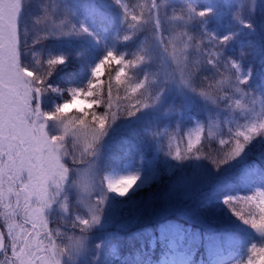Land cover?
<instances>
[{"label":"snow or ice","instance_id":"6c2138e0","mask_svg":"<svg viewBox=\"0 0 264 264\" xmlns=\"http://www.w3.org/2000/svg\"><path fill=\"white\" fill-rule=\"evenodd\" d=\"M244 2L239 0L234 14L241 22ZM255 2L248 0L250 10ZM112 6L121 14L122 40L142 32L151 34L152 43L143 44L131 58L107 50L92 68L87 86L68 90L70 98L46 111L42 97L56 91L48 77L66 58L42 62L35 46L50 36L94 33L83 21H74L72 8L60 10L57 3L45 0H0V264H105L107 246L89 239L106 199L101 194L93 200L98 186L95 158L117 120L146 111L168 118L186 115L199 108L198 99L230 113H252L218 139L219 147L202 143L213 136L215 122L206 137L197 123L183 149L169 144L166 154L175 160L206 156L216 167L236 159L248 143L264 135V101L248 90L252 69L245 71L240 62L221 56L230 36L218 39L207 31L195 36L189 30L188 25L207 17L211 8L197 10L190 4L177 8L172 0L134 5L125 0L106 5L100 0L92 5L105 18ZM58 15L64 16L60 23L55 22ZM28 54L34 63L26 61ZM157 63L167 66L162 74L150 71ZM141 68L142 79L136 75ZM245 99L247 103H242ZM145 132L160 146L167 128L162 132L153 125ZM139 179V173L105 175L100 184L123 197ZM71 189L85 211H75L68 197ZM224 204L264 236V191L225 197ZM53 205L62 215H51ZM165 256L163 264H181L175 250ZM238 264H264V243L252 244L246 260Z\"/></svg>","mask_w":264,"mask_h":264},{"label":"trees","instance_id":"16d2710c","mask_svg":"<svg viewBox=\"0 0 264 264\" xmlns=\"http://www.w3.org/2000/svg\"><path fill=\"white\" fill-rule=\"evenodd\" d=\"M103 1L111 4V0ZM177 1L172 0L173 7H181L180 4L182 2H192L197 10H201V5L198 0ZM125 2L132 5L139 3L137 0H125ZM229 2V9L223 13L219 22H215L212 16L209 15L201 21L198 19L197 25H192L191 32L195 36H199L205 31L211 32L218 39L225 35L230 36L228 42L232 41L235 48V57L241 63L242 68L245 71L251 68L252 73L257 70L264 73V29L262 30L261 37H252L253 35L251 34V29L257 28V22L264 23V1L260 2L259 9L256 12L257 21H255L249 10H247V1L245 0L241 15L242 22L234 17V14L238 11L239 0H229ZM213 6L218 8L216 4ZM112 9V16H116L113 21V33L108 39L102 37L101 34H95L93 38L98 42L97 47L92 46L90 42L83 41L76 46H72L71 51H69L63 45L59 46L51 43L54 42L53 39H45V53H43L42 62L61 55L66 58L65 63L57 65L48 77V85H50L51 89H56L54 92L51 90L48 92L51 98L64 101L70 98L68 90L86 87L91 79L92 68L105 55L107 50L112 49L117 54H125L127 58H131L134 53L140 50L143 44L152 42L149 33L144 34L142 32L132 36L128 41L122 40L120 37L123 35L125 29L120 23L121 14L115 6H112ZM197 58V56L193 55V59ZM159 68V65H154L150 71L159 72ZM143 70V68L136 70L137 78H143ZM196 103H198V100ZM200 107L201 105L198 109H194L186 115L172 118L146 111L145 113H138L136 117H125L117 120V126L123 122L127 123L131 121V123L128 125L124 135L121 136L122 139L112 140V146L107 151V156L104 157V165L109 167L127 166L136 169L140 167L146 169L148 182L141 190L135 191L134 194L167 189L176 170L181 169L180 166H182L183 162L186 163L185 159L175 160L166 154L169 148L167 142L168 137L172 136L174 138L173 142L175 140L176 145H183V149L186 143L183 142L185 144H181L179 137L175 139L173 133L174 128L179 127V133L183 136L189 128L191 117H194V121L205 123L206 111L209 110L212 113L214 109L210 105H207L206 110L200 113ZM217 110L221 111L219 122H221L222 126L209 138V142L202 140V143H208V146L213 148L219 147L218 139L228 134L229 128L235 127L234 121L225 122L227 109ZM250 118V114L245 115L243 119L240 117L239 123H244ZM153 125L159 127L162 132L167 128V133L163 136L162 145L160 146H157L156 142L145 132L146 128ZM187 139L184 137V141H187ZM126 145H128L125 148L127 150L124 149ZM205 151H207V148ZM243 151L245 154L242 157L239 156L220 167H216L206 156L198 158L200 165L205 170L213 173L219 183L217 184V181L212 185H207L206 190L202 193L203 195H200L196 199L195 212L200 218H205L209 223L222 226V230L205 231L202 229V226H190L188 220L179 214L180 212L178 210L169 213L163 212L155 220L145 217L130 227L129 230L116 233L110 237L106 244V255L112 256L114 248L115 250L121 251L127 264H132L133 262L135 264H142L143 252L147 249L146 239L148 238V233L161 237L162 235L171 234L175 232L176 228L181 227L183 229H189V232H187L188 236H191L193 233H198L200 236V240L194 249V257L198 253L205 254L208 246L215 241H221L223 244L226 242L228 244L235 239H241L242 236H251L246 242H242L238 249L240 252L238 262L246 260L249 248L254 243L258 245L264 243V236L258 234L251 226L244 224L237 218L229 206L224 204V198L253 195L257 191L253 187V181L257 180L256 177L245 178L243 170L247 168L253 171L261 169L264 172L263 135L255 137L245 146ZM252 163L255 164L254 167L251 166ZM227 179L229 181L225 182H227L228 187L219 190V186L224 184L220 180ZM236 184H238L237 187L235 186ZM241 206L247 211L246 205ZM127 209H132V206L129 205ZM133 210L138 211V208L133 206ZM233 222L241 223L248 227L250 233H244L247 231L246 229L233 227ZM225 223L228 226H225ZM230 238L232 239L229 241L228 239Z\"/></svg>","mask_w":264,"mask_h":264},{"label":"rangeland","instance_id":"374dc122","mask_svg":"<svg viewBox=\"0 0 264 264\" xmlns=\"http://www.w3.org/2000/svg\"><path fill=\"white\" fill-rule=\"evenodd\" d=\"M139 3H142L143 0H137ZM179 1V0H178ZM177 1V2H178ZM247 1V10L253 16V19L257 21L256 12L259 9L260 2L264 0H256L254 9L250 10ZM45 2L55 4L57 3L60 6V10L63 7L72 8L76 15L73 17L74 21L80 22L83 21L89 28L90 31L95 34H101L102 37L108 39L111 37L113 33V21L116 16H112L111 12H113L112 7L108 8L105 12V17H102L98 12L94 10L92 7L93 3H100V0H45ZM201 5V10L206 8H211L212 11L209 13L210 16L215 20V22H219L223 13L227 12L229 9V0H198ZM106 5H111L103 1ZM186 4H190L195 7L192 2L191 3H181V7ZM214 4L218 5L213 6ZM200 10V9H199ZM208 15V16H209ZM207 16V17H208ZM206 18V17H205ZM204 19V18H203ZM61 20H64V16L58 15L55 19L56 23H60ZM200 21L202 19H199ZM198 19L191 22L188 25L189 30L191 31L192 25H197ZM264 29V23L257 22V28L251 29L252 37H261L262 30ZM94 35H81V36H50L46 40L53 39L54 45H63L66 49L71 51L72 46H76L77 44L86 41L90 42V44L94 47L98 46V42L94 39ZM167 36L168 33H165ZM149 37L151 34L149 33ZM96 41V42H95ZM45 40L35 46L34 52L39 55L40 60L42 59L43 53H45ZM30 43V41H29ZM150 42L149 44H151ZM190 50V49H189ZM234 46L231 42H226L222 46L221 56L222 58H230L232 60H236V54L234 53ZM26 61L29 63H34L32 54H28L25 57ZM160 66L159 73H163V71L167 68L166 65H161L157 63L155 66ZM262 78H264V73L257 70L252 74V77L249 81V84L252 86L250 91L253 92L255 96H258L261 101H264V82H262ZM62 100H55L51 98L48 93H45L42 97V108L46 111L54 110L55 105L58 103H62ZM242 103H247V100H242ZM197 105H201L200 113H203L206 110L205 102L198 99ZM214 112L206 111L205 114V123L194 121V117H191L189 128L183 135L185 138H188L189 134L194 131L197 123L201 124L204 127L203 136L208 135L209 127L211 124L215 122L216 127L212 128L213 135L221 128L220 114L221 111L217 110L214 105H210ZM260 105L259 103L255 106V111H259ZM252 113H245L243 115L238 113H230L226 111L225 122L234 121L239 122L240 117L243 119L245 115ZM126 124L123 122L120 125H116V122L112 125V128L109 129L108 135H106L101 141L98 149V155L95 158L96 163V171H97V190L94 193L93 200L96 198L95 196L104 194L106 199L104 200L101 213L100 223L95 225L91 232L89 233V239L91 242H102V246L106 245L109 238L112 237L116 233H121L123 231L129 230L130 227L135 225L140 220L146 218L155 220L157 216L163 212H172L178 210L190 226H202V229L205 231H214V230H222V226L215 225L209 223L205 218L199 217L195 212L196 199L206 190L207 185H212L217 182L218 179L208 170H205L200 165V160L197 157L190 156L186 160V163H182L180 166V170H176L174 177L168 184L167 189H161L160 191H145L144 193L139 192L134 194L135 191L141 190L143 186H145L148 182V174L146 173V169L144 168H132L127 166L121 167H109L104 165V157L107 156V151L111 148L113 141L117 139H122L121 136L124 135V132L127 128H122L121 126ZM115 129H121L119 131H114ZM180 128H174L175 139L177 137L180 138L181 144H185L187 141H184V137L179 133ZM264 137V135H263ZM174 139V138H173ZM170 141L168 137V145L171 143L173 149L177 147L175 140ZM185 142V143H183ZM128 145L124 147L127 148ZM181 149L183 145L179 146ZM127 150V149H125ZM244 151L240 154L242 157L244 155ZM132 156V155H131ZM254 163L251 166L254 167ZM128 173H139L140 179L137 181L136 185L132 190L128 192L126 196H119L116 193L107 192L106 188L100 184V179L105 175H124ZM243 174L245 178L256 177L257 180L253 181V187L256 190L264 191V172L260 169L253 171L250 168L243 170ZM227 180H220V182L224 183L219 186V190L224 189L227 186ZM219 181L217 182V184ZM236 187L238 184L235 185ZM216 187V186H215ZM69 200L75 206V211L77 213L81 211H85L78 203V193L75 189H71L68 191ZM131 205L132 209H127V207ZM133 206L138 208V211L133 210ZM143 211V212H141ZM51 215L53 217H58L62 215L59 206L53 205V210ZM137 219V220H136ZM233 227L237 229H246L244 233H250L249 228L244 226L241 223H232ZM225 226H228L225 223ZM191 228V227H190ZM135 230V229H134ZM189 229L176 228L175 232L167 235H162L161 237H157L152 233H148V238L146 240L147 249L144 250L142 256V264H163L166 260L165 254L175 250L176 254L179 256L181 260V264H238L240 252L239 247L242 242H246L251 236H242L241 239H235L230 243L223 244L221 241H215L208 246L207 252L205 254L198 253L196 257H194V249L200 240V236L198 233H193L191 236H188L186 233ZM232 238L228 239L229 241ZM105 264H127L123 254L119 250H115L112 256L106 255L105 253ZM132 264H135L134 262Z\"/></svg>","mask_w":264,"mask_h":264}]
</instances>
